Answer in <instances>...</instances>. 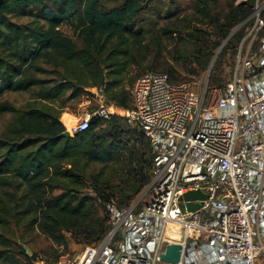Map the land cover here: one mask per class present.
<instances>
[{
  "label": "trees",
  "instance_id": "16d2710c",
  "mask_svg": "<svg viewBox=\"0 0 264 264\" xmlns=\"http://www.w3.org/2000/svg\"><path fill=\"white\" fill-rule=\"evenodd\" d=\"M150 2L118 0L107 6L104 0H4L0 114L11 119L0 135V264L55 263L58 250L47 260L27 252L41 234L60 246H68L66 234L79 243L99 242L110 228L105 204L129 205L148 183L145 170L152 168L154 154L140 129L115 115L99 117L66 137L60 117L70 105L94 95V88L107 103L132 107L131 87L149 58L146 35L136 21ZM203 2L197 7L200 17L167 29L182 39L177 63L193 75L211 65L216 47L253 11V6L239 5L212 16L211 1ZM65 24L81 43L63 32ZM160 72L173 82H186L175 80L173 68ZM217 83L214 78L212 85ZM12 92H28L31 100L16 106L5 98ZM123 135L139 145L128 156L122 153Z\"/></svg>",
  "mask_w": 264,
  "mask_h": 264
},
{
  "label": "built area",
  "instance_id": "2783aa9c",
  "mask_svg": "<svg viewBox=\"0 0 264 264\" xmlns=\"http://www.w3.org/2000/svg\"><path fill=\"white\" fill-rule=\"evenodd\" d=\"M245 23L224 86L173 82L151 70L135 79L131 108L102 104L66 125L73 136L89 128L92 114L121 116L150 140L154 160L135 201L105 204V237L54 264H264V37L254 43L264 31L262 8ZM193 190L207 197L186 200ZM188 202L202 205L189 210ZM178 224L182 254L171 263L162 254Z\"/></svg>",
  "mask_w": 264,
  "mask_h": 264
},
{
  "label": "rangeland",
  "instance_id": "374dc122",
  "mask_svg": "<svg viewBox=\"0 0 264 264\" xmlns=\"http://www.w3.org/2000/svg\"><path fill=\"white\" fill-rule=\"evenodd\" d=\"M210 12L212 16L218 13H229L232 6H253V11L257 7L262 8V13L264 12V0H210ZM107 6L115 5L118 0H104ZM204 5L203 0H151L147 8L143 11L141 16L136 21V28L144 32L147 38L149 58L146 63L139 68L143 70V73L147 71H163L166 68H173L175 70V76H178L176 81H196L199 87L203 85L207 80H209L210 85H212L214 78H219V83L216 85L224 86L229 80L233 67L235 65V55L236 46L241 42L242 38L248 32L249 24L245 23L241 25V22L231 30L229 36L221 41V44L216 47L213 52L211 59V64L206 69L201 71L198 75L190 74L187 69L185 70L179 65L178 58L180 54L177 51L183 50L181 44L182 39L178 34H168L167 29L174 26L176 22L183 20L182 22L186 24L188 20L200 17V12L197 7ZM252 11V12H253ZM28 17L21 18V21L27 20ZM62 30L67 35L71 36L78 43H81V38L75 32V30L69 25L65 24ZM243 32L241 38L239 34ZM262 37H264V31L259 34V36L254 40L255 46L261 43ZM214 38V37H213ZM229 38V39H228ZM152 67L154 69H152ZM191 68V67H190ZM145 70V71H144ZM136 69H133L132 73H135ZM190 78V79H189ZM94 95L85 96L83 101L78 106L70 105L61 115L60 119L64 125H68L63 117L65 114L71 115L72 122L74 123L79 118L84 117L83 113L89 112L92 109H97L100 105H109L102 96V91L98 88L92 89ZM10 102L14 103L16 106L24 107L28 105L31 100V95L28 92H12L5 97ZM68 112V113H65ZM11 119L10 114L1 115L0 114V135L4 131V128L9 123ZM71 125V124H70ZM67 128V127H66ZM121 144L124 147L122 153L128 156L129 149L136 148L138 143L135 139L129 138L127 135L121 136ZM145 171L150 174L151 168H147ZM145 187V186H144ZM142 190L134 197L132 200L135 201ZM131 202V203H132ZM68 239V246H60L58 243L49 239L46 235L41 234L36 237L29 245H27V252L32 255L36 252L40 258L47 260L52 256L56 250L59 253L64 254L66 252H78L84 250L90 244L79 243L73 239L69 234H66ZM60 255V256H61ZM42 261H36L34 264H41ZM45 262V261H44ZM54 264V263H53Z\"/></svg>",
  "mask_w": 264,
  "mask_h": 264
},
{
  "label": "water",
  "instance_id": "95a60500",
  "mask_svg": "<svg viewBox=\"0 0 264 264\" xmlns=\"http://www.w3.org/2000/svg\"><path fill=\"white\" fill-rule=\"evenodd\" d=\"M3 2H4V0H0V7L2 6ZM98 118H99L98 114H92L90 117V122L93 123ZM61 135L66 136V137L71 136V134L68 130L63 131ZM206 197L207 196L204 193H202L200 190L189 191L184 195V198L188 201H191L195 198L204 199ZM201 205H202L201 203L195 204L192 202H188L187 208L189 210H194V209L200 207ZM174 236H175V242L168 244L166 246L165 252L162 254V258L168 262H171V263H177L181 259V254H182L181 242L183 241V239L185 237V226L183 224H178L176 226L175 231H174Z\"/></svg>",
  "mask_w": 264,
  "mask_h": 264
},
{
  "label": "bare ground",
  "instance_id": "6f19581e",
  "mask_svg": "<svg viewBox=\"0 0 264 264\" xmlns=\"http://www.w3.org/2000/svg\"><path fill=\"white\" fill-rule=\"evenodd\" d=\"M63 118H64L66 121L69 122L68 125H67L68 127H71V126L77 121V120H76V121L73 123V122H72V117H71V115H68V114H65ZM70 124H71V125H70Z\"/></svg>",
  "mask_w": 264,
  "mask_h": 264
},
{
  "label": "crops",
  "instance_id": "0c3cea01",
  "mask_svg": "<svg viewBox=\"0 0 264 264\" xmlns=\"http://www.w3.org/2000/svg\"><path fill=\"white\" fill-rule=\"evenodd\" d=\"M95 110H96V109H95ZM95 110H94V111H95ZM65 113H68V112H65ZM88 113H89V112L83 113V116L85 117ZM62 114H64V112H63Z\"/></svg>",
  "mask_w": 264,
  "mask_h": 264
}]
</instances>
